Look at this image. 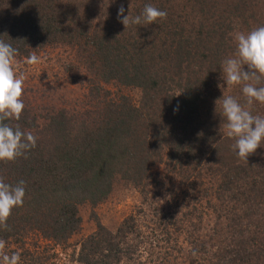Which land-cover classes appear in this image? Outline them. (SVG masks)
I'll use <instances>...</instances> for the list:
<instances>
[{
	"label": "trees",
	"instance_id": "trees-1",
	"mask_svg": "<svg viewBox=\"0 0 264 264\" xmlns=\"http://www.w3.org/2000/svg\"><path fill=\"white\" fill-rule=\"evenodd\" d=\"M122 4L125 15L129 5L135 16L151 4L167 18L125 29L117 19ZM261 9L264 0H0V38L18 56L69 45L84 56L101 90L118 83L143 92L140 106L126 96L105 98L96 120L80 126L55 118L40 128L23 113L18 121H5L37 137L24 156L0 162L6 183H26L9 230L0 228L5 251L19 253L20 264H54L46 253L79 231L81 205L106 200L118 177L148 196L149 188L161 184L153 172L160 164L183 183L197 169L217 176L203 190L213 216L225 224L210 235L211 243L202 235L192 241L189 234L180 243L174 212L167 220L166 213L152 219L164 233L149 244L141 241L143 225L132 215L115 232L99 223L83 241L79 262L133 264L135 254L150 245L148 264H264V143L247 162L238 158L235 141L220 131L215 104L223 94L245 102L240 89L224 84L221 62L234 54L232 33L254 21L264 26V15L257 20ZM251 111L264 116V104L254 102Z\"/></svg>",
	"mask_w": 264,
	"mask_h": 264
},
{
	"label": "rangeland",
	"instance_id": "rangeland-1",
	"mask_svg": "<svg viewBox=\"0 0 264 264\" xmlns=\"http://www.w3.org/2000/svg\"><path fill=\"white\" fill-rule=\"evenodd\" d=\"M258 13L260 15H257V20L264 15V9L259 10ZM260 25L259 21H254L241 29L242 32H248L252 26ZM235 51L236 44L234 53ZM37 52L41 57L40 64L28 66L23 63L25 57L17 56L15 67L17 71L27 74L23 85L22 100L25 105L23 114H27L30 119L35 118L40 128L47 126L55 118H65L69 126L83 125L85 119L93 122L102 110L101 103L105 98L108 100L126 96L133 105L140 106L143 92L139 88L110 83L103 85L106 92L97 87L86 59L72 46L64 44L48 46ZM245 69L247 70L246 66ZM241 87L237 85L230 89L236 91L241 90ZM207 166L211 167L210 164ZM201 171L197 169L193 172L195 178H192L189 183L186 181L183 183L184 179L181 175L170 172L164 165L159 164L153 168V172L161 184L149 188L148 196L142 195L140 189L133 183L116 178L112 192L106 200L96 206L86 203L79 207L82 220L79 231L69 239L67 244L54 245L53 250L46 253L47 256H51L49 261L54 264H82L78 261L82 243L97 231L99 223L115 232L123 220L132 215H135L143 225L141 232L143 238H139L142 239L141 241H148L149 244L153 242L149 238L164 233L161 228L154 225L152 219L161 218L160 214L166 213L167 220L174 212L178 214L174 220L180 221L181 226L178 227L180 243L188 234L192 241L202 235L207 238L204 239L205 242L211 243L210 235L219 233L225 224L215 219L209 202L210 198H205L203 195L204 189L216 184L217 176L212 172L207 174L206 171L202 172V176ZM201 180L204 182L201 183ZM191 181H197L194 183L195 186L191 184ZM198 183L200 185L196 187ZM151 227H154L157 232L153 233ZM173 235L175 236V233ZM144 245L145 243L143 247ZM150 249L148 245L142 249V254L140 252L135 254L133 264L139 261L148 264L150 260L152 261Z\"/></svg>",
	"mask_w": 264,
	"mask_h": 264
},
{
	"label": "clouds",
	"instance_id": "clouds-1",
	"mask_svg": "<svg viewBox=\"0 0 264 264\" xmlns=\"http://www.w3.org/2000/svg\"><path fill=\"white\" fill-rule=\"evenodd\" d=\"M130 7L131 5L127 15L123 4L118 10L117 19L125 29L144 24L152 25L157 20L167 18L166 11L151 4H146L142 13L135 16L131 14ZM231 35L236 44V51L221 62V79L227 88L242 86L245 102L242 104L236 97L223 94L215 104L216 110L217 106L219 107L222 117L220 131L235 141L232 145L233 151L238 158L247 162L248 157L264 143V116L253 115L251 111L254 102L264 104V26H258L248 32L237 31ZM37 49L24 58V64L34 66L41 63ZM18 55L17 48L0 38V162L14 161L24 156L36 147L37 142V137L32 131L22 129L18 124L13 127L5 123L6 120L18 121L25 108L22 95L27 74L17 71L15 67ZM218 87L224 89L223 84ZM176 110L178 109H174ZM25 195V181L10 184L0 177V228L9 230L7 221L12 211L23 205ZM6 244L7 242L0 238V264H20V254H8L5 251Z\"/></svg>",
	"mask_w": 264,
	"mask_h": 264
}]
</instances>
